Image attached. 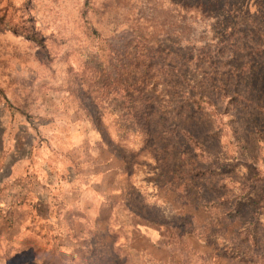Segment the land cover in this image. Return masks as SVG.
<instances>
[{
    "label": "rangeland",
    "instance_id": "obj_1",
    "mask_svg": "<svg viewBox=\"0 0 264 264\" xmlns=\"http://www.w3.org/2000/svg\"><path fill=\"white\" fill-rule=\"evenodd\" d=\"M0 264H264V0H0Z\"/></svg>",
    "mask_w": 264,
    "mask_h": 264
},
{
    "label": "trees",
    "instance_id": "obj_2",
    "mask_svg": "<svg viewBox=\"0 0 264 264\" xmlns=\"http://www.w3.org/2000/svg\"><path fill=\"white\" fill-rule=\"evenodd\" d=\"M32 36H33V39L36 40V41H38L40 44L43 43L42 42L43 41V37H41V36H39L37 34H33Z\"/></svg>",
    "mask_w": 264,
    "mask_h": 264
}]
</instances>
